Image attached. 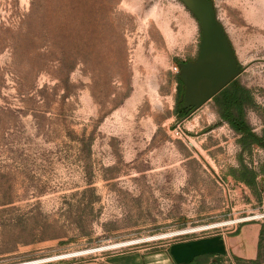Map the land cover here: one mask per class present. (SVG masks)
I'll list each match as a JSON object with an SVG mask.
<instances>
[{
	"label": "rangeland",
	"instance_id": "1",
	"mask_svg": "<svg viewBox=\"0 0 264 264\" xmlns=\"http://www.w3.org/2000/svg\"><path fill=\"white\" fill-rule=\"evenodd\" d=\"M212 1L241 66L264 60V0ZM200 42L180 0H0V264L158 251L264 222V175L255 189L231 175L260 172L264 150L242 153L214 101L180 124L178 64ZM238 81L264 135V63Z\"/></svg>",
	"mask_w": 264,
	"mask_h": 264
},
{
	"label": "water",
	"instance_id": "2",
	"mask_svg": "<svg viewBox=\"0 0 264 264\" xmlns=\"http://www.w3.org/2000/svg\"><path fill=\"white\" fill-rule=\"evenodd\" d=\"M180 1L193 14L201 29L197 59L178 64L179 77L184 85L181 101L185 109H192L193 114L239 78L249 66L264 63V60L255 61L248 67L241 66L212 1Z\"/></svg>",
	"mask_w": 264,
	"mask_h": 264
},
{
	"label": "crops",
	"instance_id": "3",
	"mask_svg": "<svg viewBox=\"0 0 264 264\" xmlns=\"http://www.w3.org/2000/svg\"><path fill=\"white\" fill-rule=\"evenodd\" d=\"M263 225L264 222H248L236 232L231 230L224 234L212 233L178 240L158 251L112 253L94 261L70 264H190L194 257L204 254L224 256L232 264H236V259L251 262L257 260L259 256Z\"/></svg>",
	"mask_w": 264,
	"mask_h": 264
},
{
	"label": "trees",
	"instance_id": "4",
	"mask_svg": "<svg viewBox=\"0 0 264 264\" xmlns=\"http://www.w3.org/2000/svg\"><path fill=\"white\" fill-rule=\"evenodd\" d=\"M178 82L177 115L180 120H182L189 117V115L180 108L182 105L181 97L184 93V85L181 82L180 77ZM212 101H214L215 106L217 107L220 121L227 123L235 134L239 136L238 143L242 148V153L251 152L254 146H258L264 150V135H257L247 121V109L254 106L253 97L251 92L240 84L238 78L216 95ZM231 175L237 181L246 184L251 189H255L258 185L259 176L264 175V165L261 167L260 172H257L242 163L238 170H233L231 172ZM226 259L227 258L220 255L204 254L194 257L190 264H221ZM263 261L264 225L261 230L258 259L251 262L236 259V264H262Z\"/></svg>",
	"mask_w": 264,
	"mask_h": 264
},
{
	"label": "built area",
	"instance_id": "5",
	"mask_svg": "<svg viewBox=\"0 0 264 264\" xmlns=\"http://www.w3.org/2000/svg\"><path fill=\"white\" fill-rule=\"evenodd\" d=\"M253 220H250V219H240V220H237L234 224H233V228L231 229L232 231L236 232L238 230V228L244 224V223H248V222H251Z\"/></svg>",
	"mask_w": 264,
	"mask_h": 264
},
{
	"label": "bare ground",
	"instance_id": "6",
	"mask_svg": "<svg viewBox=\"0 0 264 264\" xmlns=\"http://www.w3.org/2000/svg\"><path fill=\"white\" fill-rule=\"evenodd\" d=\"M218 226H220V225H218ZM162 237H166V236H162ZM77 255H79V254L78 253H74V254L62 256V258H69V257L77 256ZM58 259H59V257H58ZM38 263H40V262H34V263L32 262V263H28V264H38Z\"/></svg>",
	"mask_w": 264,
	"mask_h": 264
},
{
	"label": "flooded vegetation",
	"instance_id": "7",
	"mask_svg": "<svg viewBox=\"0 0 264 264\" xmlns=\"http://www.w3.org/2000/svg\"><path fill=\"white\" fill-rule=\"evenodd\" d=\"M181 104H182V105L180 106V108H181L183 111L187 112L188 115H190L192 109H185L184 106H183V102H182Z\"/></svg>",
	"mask_w": 264,
	"mask_h": 264
}]
</instances>
